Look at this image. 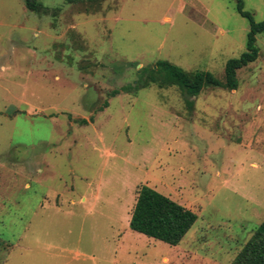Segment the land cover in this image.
<instances>
[{
  "label": "rangeland",
  "instance_id": "1",
  "mask_svg": "<svg viewBox=\"0 0 264 264\" xmlns=\"http://www.w3.org/2000/svg\"><path fill=\"white\" fill-rule=\"evenodd\" d=\"M36 2L0 0V264H231L264 221V33L236 89L189 97L140 83L160 60L223 82L236 0ZM144 185L195 213L178 245L128 227Z\"/></svg>",
  "mask_w": 264,
  "mask_h": 264
},
{
  "label": "trees",
  "instance_id": "2",
  "mask_svg": "<svg viewBox=\"0 0 264 264\" xmlns=\"http://www.w3.org/2000/svg\"><path fill=\"white\" fill-rule=\"evenodd\" d=\"M28 10L39 12L40 4L36 0H23ZM237 1V11L249 22L246 51L237 59H230L224 67V81H218L211 73L195 71L187 73L181 68L167 62L157 61L147 70L141 87L148 84L165 86L176 85L189 97H196L202 89L224 88L234 90L238 80L236 72L253 63L258 56L256 35L264 33V21L255 22L252 15L243 10L242 0ZM134 90H138L136 85ZM116 92L113 91L112 95ZM196 221V215L184 206L148 187L141 186L138 190L128 227L131 231L142 234L169 246L178 245ZM231 264H264V221L253 231L250 239L241 248Z\"/></svg>",
  "mask_w": 264,
  "mask_h": 264
},
{
  "label": "crops",
  "instance_id": "3",
  "mask_svg": "<svg viewBox=\"0 0 264 264\" xmlns=\"http://www.w3.org/2000/svg\"><path fill=\"white\" fill-rule=\"evenodd\" d=\"M251 165H252L254 168H257V166H258V165H257L256 163H254V162H253Z\"/></svg>",
  "mask_w": 264,
  "mask_h": 264
}]
</instances>
